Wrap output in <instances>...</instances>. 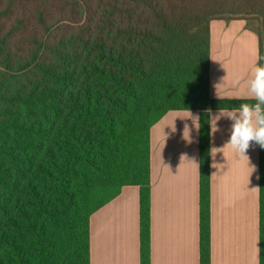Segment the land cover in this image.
Returning a JSON list of instances; mask_svg holds the SVG:
<instances>
[{"label":"trees","instance_id":"1","mask_svg":"<svg viewBox=\"0 0 264 264\" xmlns=\"http://www.w3.org/2000/svg\"><path fill=\"white\" fill-rule=\"evenodd\" d=\"M214 20H244L264 55V0H0V264H90V218L125 186L139 187L151 264L150 131L170 111L199 113L210 264L208 110L254 102L210 96Z\"/></svg>","mask_w":264,"mask_h":264},{"label":"crops","instance_id":"2","mask_svg":"<svg viewBox=\"0 0 264 264\" xmlns=\"http://www.w3.org/2000/svg\"><path fill=\"white\" fill-rule=\"evenodd\" d=\"M257 35L244 20L210 24V96L244 100L257 62ZM242 77L239 85L234 84ZM228 109H221L226 111ZM219 110H212L216 113ZM193 111H170L150 131L151 264H200L199 130ZM199 120V118H198ZM230 121L210 130V264H259V146L246 159L229 147ZM185 125L192 142L185 138ZM140 191L125 186L90 218V264H140Z\"/></svg>","mask_w":264,"mask_h":264},{"label":"clouds","instance_id":"3","mask_svg":"<svg viewBox=\"0 0 264 264\" xmlns=\"http://www.w3.org/2000/svg\"><path fill=\"white\" fill-rule=\"evenodd\" d=\"M264 55H260L257 52V62L253 69V74L250 80H248V99L254 101L253 103H241L239 107H234L226 111L219 110L216 113H212L208 110L209 125L211 134L215 135L217 132H221L222 129L219 126L221 119L230 121L229 137L225 141L224 145L229 147L231 151L238 157L244 158L248 161L251 172L249 179L253 173L256 172V166L251 164L248 151L254 146H259L264 149ZM242 77H237L234 80V84L239 85ZM193 118V127L199 130V115L195 114ZM187 129V141L192 142L191 130L188 125H185L183 136L185 138V130ZM259 179V177H257Z\"/></svg>","mask_w":264,"mask_h":264}]
</instances>
